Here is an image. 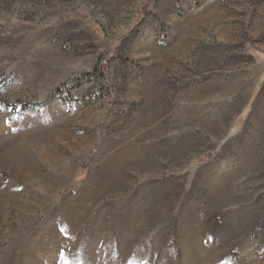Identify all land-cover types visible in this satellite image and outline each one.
<instances>
[{"label": "rangeland", "instance_id": "rangeland-1", "mask_svg": "<svg viewBox=\"0 0 264 264\" xmlns=\"http://www.w3.org/2000/svg\"><path fill=\"white\" fill-rule=\"evenodd\" d=\"M0 264H264V0H0Z\"/></svg>", "mask_w": 264, "mask_h": 264}, {"label": "trees", "instance_id": "trees-1", "mask_svg": "<svg viewBox=\"0 0 264 264\" xmlns=\"http://www.w3.org/2000/svg\"><path fill=\"white\" fill-rule=\"evenodd\" d=\"M105 69H107V68H102V69H101V73H102V74H103V72L105 73V71H104ZM101 73H100V75H102ZM91 75H92V74H91ZM91 75L84 74L83 77L89 79V78L91 77ZM103 75H104V74H103ZM102 77H103V76H102Z\"/></svg>", "mask_w": 264, "mask_h": 264}]
</instances>
